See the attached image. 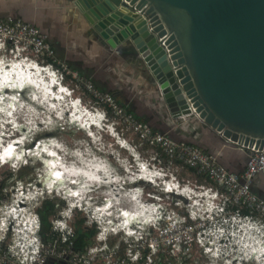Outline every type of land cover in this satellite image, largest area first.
Here are the masks:
<instances>
[{"label":"built area","instance_id":"1","mask_svg":"<svg viewBox=\"0 0 264 264\" xmlns=\"http://www.w3.org/2000/svg\"><path fill=\"white\" fill-rule=\"evenodd\" d=\"M8 55L10 59L6 58ZM22 55L33 57L37 66L46 64L48 67L43 69L48 71L56 69L57 72L67 75L66 78H72L84 86L99 105L124 122L143 143L152 148L157 153L159 161L164 159L169 166H181L190 172L194 171V174L203 180V183L200 182V185H203L201 187L212 185L209 186V192H205V196L196 197L209 202L222 198L224 200L222 208H215L217 215L212 220L191 218L193 222L198 220L203 223V230L212 225L215 228V224L219 223L221 224L219 228L222 227L224 231L220 233L218 248L210 242L212 238L202 241V244L205 242L204 254L209 255L212 260L205 264L223 262L224 257L226 259L233 257L232 264H243L252 256L253 260L257 259L258 252V264H264V241L261 242L264 238V199L253 191L256 178L264 172V152H249L246 169L242 174L229 171L220 162L218 154L207 153L194 145L175 141L168 133L154 131L127 113L112 94L101 92L92 81L82 77L66 63L57 60L48 37L36 26L12 17L1 19L0 78H7L9 71L14 70L16 74L17 70L23 68V64H26L24 59L18 64L12 63ZM7 67L9 69L6 70ZM62 79L65 80L63 77ZM1 84L3 83L0 81ZM4 99L16 102L12 94L1 93L0 101ZM184 117L172 119L177 122ZM1 158L4 159L3 153H0ZM21 189L22 192L13 199L8 201L3 198L0 202V264H188L190 261V249L186 247L188 243L184 242L182 245L181 239L173 238L178 227L172 229L167 226L173 218L169 219L170 215L164 210L161 198L157 199L156 196L147 194L148 199L144 204L141 205V200L138 202L139 208L135 206L133 210L141 212L142 219L138 218V214L136 216L131 212L132 209L131 211L120 209L121 218H115L113 211L106 216L110 203L105 198L101 206L94 207V215L91 218L87 220L84 218L85 227L95 229L97 232L93 242L80 250L76 248V219L80 214L89 213L93 206L92 201L84 200L82 196L68 197L62 194L63 197L58 198L38 193L28 194L23 187ZM177 192V189L173 188L169 193L173 195ZM192 193L193 190L187 195L191 200L196 198L197 192L194 190ZM141 196H145L144 191ZM46 201L55 202V213L50 217L51 231L47 241L42 235L43 225L39 213ZM196 208L198 209L197 205L191 209ZM243 221L247 223L243 229L248 231V234H254L253 231L258 230L255 237L258 241L252 243V250L246 255L248 258L241 257L244 256L242 253L244 247L235 243L246 240L237 236L240 231H234L238 227L235 223L241 225ZM193 222L184 224L185 228L190 229L188 232L190 234L194 233ZM203 236L206 237L203 234L200 239ZM117 238L121 240L115 241Z\"/></svg>","mask_w":264,"mask_h":264},{"label":"rangeland","instance_id":"2","mask_svg":"<svg viewBox=\"0 0 264 264\" xmlns=\"http://www.w3.org/2000/svg\"><path fill=\"white\" fill-rule=\"evenodd\" d=\"M6 58L10 59V56L8 55ZM2 59L6 61L5 58L2 57ZM22 59L26 62L35 63L33 57L26 55H22L16 61L22 62ZM139 61L140 66L145 69L148 77L153 81V77L144 61L141 59ZM39 66L42 69L43 67H48L43 63ZM52 71L47 70L45 74L43 72H40V74L39 70H34L33 74L36 72V78L35 76L34 78L38 82L45 83L44 86L47 84L45 87L48 89V94L50 92L51 97L55 96L54 100L49 97V100L46 101L44 98H40V95L38 97L35 95L33 99H36V105H32L25 98L27 96L26 90L22 89L19 93L17 92L19 97L17 100H23L24 97L22 105H26L25 109L19 108L15 114V119L9 118L5 114H2V117L0 115V137L3 138L5 136L6 145L13 146V144L20 142V144L16 145V148H18L17 152L19 155L26 154V157H23L20 162L16 161L17 159L11 162L0 160V195L9 201L20 194L23 187L25 191H28V194L38 193L47 196H57L58 198L63 197L62 189L50 187V189L45 190L44 186H42L44 185L43 182H45L43 181L45 171L40 158L31 155L33 151H30L34 150L39 142H41L40 146L42 145V147H45V144L54 143L57 147L53 149V152L45 151L46 155L43 154L44 156H42L47 157L49 153L53 156L54 153L56 157L53 156L51 159L52 161L53 158L55 159V166L57 167L59 164V167H61L63 165L62 169L57 167V170L59 169V172H63L60 176L64 181V186L68 187L74 196H82L84 200L92 201L93 203L87 215L80 214L78 217L86 218V220L91 218L94 215V207L101 206L105 198L113 204L111 212L115 211V207H127L132 209L133 212L135 206L138 208V204L134 202V199L131 200L130 196L135 195L138 190L142 191L141 193L144 191L143 203L148 199L147 194L163 200L164 210L169 213V219L173 218L168 225H165L172 229L177 226V232L173 238L176 240L181 239L183 241L182 245L185 244L184 242L188 243L186 247L190 249L189 254H191L188 264H205V262L209 263V261H212L209 255L204 254L205 249L203 246L205 242L202 244V241L204 239L208 241L207 239L212 238L210 242L218 248L220 233L224 232L222 227L219 228L221 224L217 223L215 228L212 225L207 230H203V223L198 222V220L194 222L191 220V218L197 219V217H200L199 219L203 221L212 220L217 215L215 208H222L224 204L222 198L209 202L206 199L201 200V198L196 197V195L205 196V192H209V186L212 185L208 184L205 187H201L203 185H200V182L203 183V180L194 173L181 166H169L164 159L159 161L157 153L143 143L140 137L129 129L124 122L113 114L111 115V113V116H109L107 109L99 105L84 86H81L72 78H66L67 75L57 72L56 69ZM12 75L4 78L3 81L5 82L8 78V80H13L15 76L13 77ZM153 83L160 94L161 100L164 102L158 85L154 81ZM7 93L8 95L16 94H13L12 91ZM36 93L38 94L39 90ZM43 105L46 109H43ZM76 109L78 110L75 111ZM12 111L7 113V115L13 116L14 112ZM192 117L198 120L196 115H192ZM28 126L30 128L33 126L36 132L30 134L31 129ZM23 128L26 131H23ZM29 134L33 136L29 137ZM7 137L9 138L7 139ZM24 140H27L26 144H24ZM48 148H50V145ZM24 150L26 151L25 153ZM27 151H30V153L27 154ZM24 166H29L30 170L23 179H20L18 170ZM10 173L13 175H10ZM138 179L137 183H132ZM88 180L89 182H87ZM4 184H6L5 187L3 186ZM173 188L177 189V194L172 195L169 193ZM191 190H193V193L194 190L197 192L195 193L196 198L192 200L191 198H186ZM210 196L214 198L212 193H210ZM139 199L142 200L141 197ZM193 205L198 206V209L196 208L198 212L195 209H191L192 207L195 208ZM118 208L116 209L117 211ZM102 216L104 217L105 213ZM167 220L168 218L166 222ZM186 222L194 223L193 236L192 233H188L190 229L185 228L184 224ZM235 224L238 225L239 229L236 227L234 231H240L237 236L246 239L240 240V243L235 241L238 246L242 245L244 247L242 249L244 256L241 257L245 258L248 252L252 250V243L255 244L258 241L255 238L258 230L253 231L254 234H248V231L243 229L247 223L243 221L241 225ZM203 234L206 237L203 236L200 239ZM183 237H186V239ZM119 239L121 240V238H117L115 241H119ZM188 240L192 242L189 243ZM263 241L264 238H262L261 242ZM232 258L226 259L224 257L223 262H210V264H232ZM250 258L247 259V263L243 264H254V257Z\"/></svg>","mask_w":264,"mask_h":264},{"label":"water","instance_id":"3","mask_svg":"<svg viewBox=\"0 0 264 264\" xmlns=\"http://www.w3.org/2000/svg\"><path fill=\"white\" fill-rule=\"evenodd\" d=\"M111 52L131 45L172 117L264 152V0H75ZM264 174V172H263Z\"/></svg>","mask_w":264,"mask_h":264},{"label":"crops","instance_id":"4","mask_svg":"<svg viewBox=\"0 0 264 264\" xmlns=\"http://www.w3.org/2000/svg\"><path fill=\"white\" fill-rule=\"evenodd\" d=\"M7 17L40 29L48 37L57 60L92 81L101 92L112 94L123 108L131 110L154 131L168 133L175 140L193 138L218 154L229 171H245L248 153L241 147L213 144L208 132L214 131L192 116L174 122L131 45L120 53L109 51L107 42L77 9L75 0H0V20ZM253 191L264 199V174L256 178Z\"/></svg>","mask_w":264,"mask_h":264},{"label":"bare ground","instance_id":"5","mask_svg":"<svg viewBox=\"0 0 264 264\" xmlns=\"http://www.w3.org/2000/svg\"><path fill=\"white\" fill-rule=\"evenodd\" d=\"M15 64H18V63H20V62H18V61H16V62H14ZM1 68H3V67H1ZM7 69H9V67H7L6 68V70ZM19 69V68H18ZM34 70H39V73L40 72H43L44 74L46 73V71L48 70V69H42V67L41 66H37L35 63H30V62H26V64H23V68H21V69H19V70H17V73L15 74V71L13 70V72H9V74H8V77H10L11 76V74H13L12 76L14 77L13 78V80H8V79H6L5 81V83H4V81H3V79L4 78H0V81L3 83V84H1L0 85V94L1 93H7V92H10V91H12V93L14 94V93H16V94H14L13 96L15 97V101L16 102H10L11 101V99H9V100H3V101H0V115H1V117H2V114H5V116H7V113H9L10 111H12V112H14L13 113V116H12V118H14L15 117V114L17 113V111L19 110V108H23V109H25V106L26 105H22V101L24 100V97H23V95H22V97H23V100L21 99H19V100H17L19 97H18V94H17V92L19 93L20 92V90H22V89H25L26 91V93H27V96L25 97L32 105H36V99H33L34 98V96L36 95L37 97H38V95H40V98L42 97V98H44L46 101L47 100H49V97H51L50 96V92H49V94H48V89H47V87H45L44 86V84L41 82V81H39L38 82V80L37 79H35L36 78V72H35V74H33V71ZM52 70H50V72H51ZM41 74V73H40ZM39 74V75H40ZM49 75V74H48ZM34 76H35V78H34ZM46 78V77H45ZM51 81V80H50ZM5 87V88H4ZM5 89V90H4ZM39 90V93L37 94L36 92ZM23 93V92H22ZM52 95V94H51ZM19 96H20V94H19ZM21 97V98H22ZM53 97V98H52ZM51 97V99H55V96H52ZM62 97V96H61ZM43 99V100H44ZM40 100V99H39ZM38 100V101H39ZM41 101V100H40ZM44 103L46 104V102L44 101ZM20 105V106H19ZM72 106V105H71ZM74 106V105H73ZM45 106L43 105V109H46V108H44ZM73 108H75V107H73ZM78 109H76L75 111H77ZM87 116V115H86ZM198 116V115H197ZM4 118V117H3ZM15 119V118H14ZM33 119V118H32ZM72 119V118H71ZM74 119H77V118H74ZM9 121V120H8ZM14 121V120H13ZM63 121H65V119H63ZM68 121H70V120H68ZM79 123V122H78ZM9 126H10V123H9ZM15 126H16V124H15ZM29 127V126H28ZM30 128V127H29ZM19 129H21V131H22V128H20V126H19ZM24 129V128H23ZM31 132H30V134H32L33 132H36V130H34V127L32 126L31 128ZM38 130V129H37ZM23 131H26L25 129L23 130ZM29 134V135H30ZM33 135H30L29 137H32ZM35 136V135H34ZM1 138V137H0ZM26 141L27 140H24V144H26ZM53 141V140H52ZM18 144H20V142H17L16 144H15V146L13 145V146H11L10 147V149H8V150H6V152H5V155L3 156V158L5 159V160H8L9 161V159L10 158H12V161H14V160H16V159H20V155H19V153L17 152V149L18 148H16V145H18ZM46 146L45 147H42V145L40 146V144H39V148L37 147V149H35V150H33V154H31V155H33V156H35L36 158L38 157V158H40V160L41 159H43L47 164H50V166H51V172H49V174H47L46 175V177H45V179L43 180V181H45V182H43V184L44 185H42V186H44V188H45V190H47V189H50V187L51 188H60V189H62V193H63V195L65 196H68V197H73L74 196V194L73 193H71L70 192V189H68V187H65L64 186V181H63V179L61 178V176H60V172H58V170H57V167H59V164L57 165V167L55 166V159L53 158V161H52V159L51 158H49V157H43L44 155L43 154H45L46 155V153H45V151H52L53 152V149L54 148H56L57 147V145H55L54 143H51V144H49L50 145V148H48L49 147V145H47V144H45ZM21 148V147H20ZM46 149V150H45ZM49 149V150H48ZM26 151L24 150V153H25ZM30 153V152H29ZM43 155V156H42ZM47 156H48V154H47ZM53 156L54 157H56L55 155H54V153H53ZM26 157V154L24 155V158ZM50 160H51V162H52V164H51V162H50ZM17 161V160H16ZM52 175V176H51ZM129 180V179H128ZM139 181V179L138 180H136V181H133L132 183H137ZM76 182V181H75ZM87 182H89V180L87 181ZM93 182V181H92ZM129 182V181H128ZM77 183V182H76ZM75 183V184H76ZM41 186V185H40ZM41 186V187H42ZM83 186H87V185H83ZM60 191V190H59ZM84 191H86L85 189H84ZM61 192V191H60ZM142 191H140V190H138L136 193H135V195H131L130 196V199L131 200H133L134 199V202H136L137 204H138V202L140 201V199H139V197H141V201H142V204H144L143 202V197L142 196H140V193H141ZM187 197V196H186ZM110 203V208L112 207L113 208V204H111V202H109ZM141 204V205H142ZM145 207V206H144ZM110 208H108V210L106 211L107 213H110L111 212V209ZM118 208V207H117ZM116 207H115V211H117L116 209H117ZM138 208H139V206H138ZM145 208H147V207H145ZM120 209H123V211H125V210H130L131 211V209H129V208H127V207H122V208H118V211L117 212H115L114 211V216H115V218H121V215H120ZM132 212V211H131ZM106 213V216L108 215ZM133 213L137 216V214H138V218H141L142 219V216L140 215L141 214V212H134L133 211ZM116 214V215H115ZM146 215H147V213H145ZM135 216V217H136ZM145 217H147V216H145ZM253 255H255L254 253H253ZM256 256H257V259H258V256H259V252L256 254ZM255 256V257H256ZM256 258H255V260L253 261V263L254 264H258V260H257ZM262 262H263V260H262Z\"/></svg>","mask_w":264,"mask_h":264},{"label":"trees","instance_id":"6","mask_svg":"<svg viewBox=\"0 0 264 264\" xmlns=\"http://www.w3.org/2000/svg\"><path fill=\"white\" fill-rule=\"evenodd\" d=\"M95 85V84H94ZM157 92V91H156ZM125 109V108H124ZM127 113L132 114L136 119H138L139 121H141V119H139L137 116H135L131 110L126 109ZM108 115H110V112L108 111ZM142 122V121H141ZM143 123V122H142ZM210 138H212V142L213 144H217L219 146L222 145H227L229 147L235 148V149H241L238 146H234L232 144H227L224 141H222L220 139V137H218L216 135V133L210 131L208 132ZM172 137V136H171ZM173 138V137H172ZM174 139V138H173ZM175 140V139H174ZM178 142H186L188 144L194 145L196 147H199L202 150H206V152H210L211 151L208 148H205L202 144L198 143L197 141H195L193 138H188L185 140H175ZM209 146V145H208ZM243 149V148H242ZM245 151V150H244ZM247 152V151H246ZM249 153V152H247ZM222 163V162H221ZM225 166V164H222ZM30 170L29 166H24L21 167L18 170V174L20 179H23L26 175V173ZM192 173H195L194 171H192ZM10 175H13L12 173H10ZM6 184H4L3 186L5 187ZM3 197L0 195V202L2 201ZM40 216H41V220H42V225H43V229H42V235L45 241L48 240V234L51 231V223H50V217L52 215H54L55 213V202L54 201H46L44 203V207L43 209L39 212ZM85 219L81 218V217H77L76 219V230H77V242H76V248L83 250L85 249L90 243L93 242L94 237L96 235V230L95 229H88L85 227Z\"/></svg>","mask_w":264,"mask_h":264}]
</instances>
